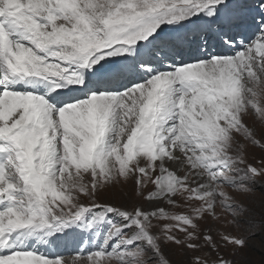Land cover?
Listing matches in <instances>:
<instances>
[{
	"label": "snow or ice",
	"instance_id": "6c2138e0",
	"mask_svg": "<svg viewBox=\"0 0 264 264\" xmlns=\"http://www.w3.org/2000/svg\"><path fill=\"white\" fill-rule=\"evenodd\" d=\"M0 264H264V0H0Z\"/></svg>",
	"mask_w": 264,
	"mask_h": 264
},
{
	"label": "rangeland",
	"instance_id": "374dc122",
	"mask_svg": "<svg viewBox=\"0 0 264 264\" xmlns=\"http://www.w3.org/2000/svg\"><path fill=\"white\" fill-rule=\"evenodd\" d=\"M250 258L253 260V261H258L259 260V256L257 254H254V253H250Z\"/></svg>",
	"mask_w": 264,
	"mask_h": 264
}]
</instances>
